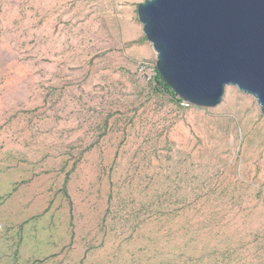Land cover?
Here are the masks:
<instances>
[{"label": "rangeland", "instance_id": "374dc122", "mask_svg": "<svg viewBox=\"0 0 264 264\" xmlns=\"http://www.w3.org/2000/svg\"><path fill=\"white\" fill-rule=\"evenodd\" d=\"M146 0H0V264H264V115L154 80Z\"/></svg>", "mask_w": 264, "mask_h": 264}, {"label": "water", "instance_id": "95a60500", "mask_svg": "<svg viewBox=\"0 0 264 264\" xmlns=\"http://www.w3.org/2000/svg\"><path fill=\"white\" fill-rule=\"evenodd\" d=\"M137 16L178 98L214 108L235 86L264 115V0H146Z\"/></svg>", "mask_w": 264, "mask_h": 264}, {"label": "trees", "instance_id": "16d2710c", "mask_svg": "<svg viewBox=\"0 0 264 264\" xmlns=\"http://www.w3.org/2000/svg\"><path fill=\"white\" fill-rule=\"evenodd\" d=\"M154 80L156 83L160 84L161 86L164 87V89L170 93L172 96H176L173 91L169 88V86L165 83V81L162 79V77L160 76V74L157 72V68H156V74H155V77H154Z\"/></svg>", "mask_w": 264, "mask_h": 264}, {"label": "built area", "instance_id": "2783aa9c", "mask_svg": "<svg viewBox=\"0 0 264 264\" xmlns=\"http://www.w3.org/2000/svg\"><path fill=\"white\" fill-rule=\"evenodd\" d=\"M181 103L183 106H190L191 104H189L188 102L184 101V100H181Z\"/></svg>", "mask_w": 264, "mask_h": 264}]
</instances>
